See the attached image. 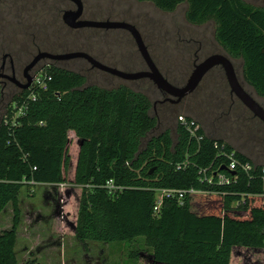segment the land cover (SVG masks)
Wrapping results in <instances>:
<instances>
[{"label":"trees","instance_id":"16d2710c","mask_svg":"<svg viewBox=\"0 0 264 264\" xmlns=\"http://www.w3.org/2000/svg\"><path fill=\"white\" fill-rule=\"evenodd\" d=\"M134 1L151 3L165 13L186 4L188 24L212 21L215 42L230 59L242 61L244 82L264 99V8L243 0ZM56 63L43 68L52 80L24 117L14 123L10 103L0 113V215L9 204L14 214L11 229L0 234V264H17L16 202L24 185L55 187L54 201L61 213L66 200L74 202V220L64 216L63 225L78 242L142 243L145 249L135 257L143 254L150 264H232L238 249L264 251V199L259 196L263 165L204 131L198 144L177 121L173 132L169 128L156 132L159 121L150 115L148 96L124 85L109 90L86 85V76ZM27 94L16 93L11 100L20 107ZM3 97L0 92V102ZM215 143L234 151L241 162L256 164L252 180L238 172V181L229 186L201 183V168L212 166L228 175L224 167L218 168L226 161L216 158ZM73 145L77 152L71 160ZM108 181L123 190L109 195ZM65 185L72 188L64 189ZM191 188L218 194L190 195L181 207L166 201L159 214L154 212L153 190ZM238 194L244 203L233 209Z\"/></svg>","mask_w":264,"mask_h":264},{"label":"rangeland","instance_id":"374dc122","mask_svg":"<svg viewBox=\"0 0 264 264\" xmlns=\"http://www.w3.org/2000/svg\"><path fill=\"white\" fill-rule=\"evenodd\" d=\"M82 1L89 9L91 8L86 16L92 21L125 22L133 25L143 37L158 68L180 88L185 86L192 74L196 56L200 60L214 54L228 57L214 40L215 25L212 21L201 26H193L186 22L184 17L186 4L180 5L172 13H165L148 2ZM243 1L256 9L264 8L260 0ZM65 7V4L54 0H5L0 7L2 9L0 33L4 36H13L18 26L23 32L35 33L38 38L27 41L28 39L24 37V43L21 44L31 54L30 58L35 56L37 51L53 54L85 51L109 66H116L118 70L144 71L146 65L132 37L123 30L97 32L94 29H87L82 33L83 44L76 47L70 45L60 48L53 44L61 43L59 41L53 40L50 45L40 41L39 36L56 38L63 32L65 35L69 34L62 28L63 26L61 27ZM94 37H97V41L91 45L90 39L94 40ZM31 40L35 41V45ZM126 51L132 53L135 67L127 63ZM107 54H110L109 57ZM3 55L4 53L0 52V58ZM230 60L244 91L264 109V99L258 97L243 80L242 61ZM56 64L58 67L86 76L88 79L86 85H95L108 90L124 85L145 94L152 103L161 98L160 93L149 80H122L91 68L88 63L81 60ZM39 68L37 72L43 70ZM219 74L220 76L215 80L212 79L211 82L204 81L192 94L185 97L181 104H169L170 108L162 105L152 108L150 115L157 117L159 121L156 132L166 128L173 132L177 121L175 115H185L198 122L208 136L225 141L252 162L264 166V125L254 118L235 96L230 95L223 74L221 72ZM15 94L16 92H13L3 97L0 102L1 114L5 112L7 104L12 102L11 99ZM167 110L171 111V114L167 113ZM69 137L75 141L72 133H69ZM69 152L72 160L77 152L74 145L69 148ZM68 173L66 176L70 177ZM63 188L72 187L65 185ZM54 199H56V189L52 186L24 185L20 189L16 202L19 224L14 249L17 264H150L143 254L140 258L135 257V254L145 249L142 243L108 246L103 243L78 242L63 225L64 216H68L70 221L74 220V202L71 199L69 202L66 200V207L61 213ZM236 204V201L231 203V208L236 209ZM13 215V206L9 204L0 215V234L11 229ZM232 264H264V251L238 249L233 254Z\"/></svg>","mask_w":264,"mask_h":264},{"label":"water","instance_id":"95a60500","mask_svg":"<svg viewBox=\"0 0 264 264\" xmlns=\"http://www.w3.org/2000/svg\"><path fill=\"white\" fill-rule=\"evenodd\" d=\"M74 2L77 6L76 12L65 15L63 20L66 22L70 28H95V29H109V30H124L130 34L132 37L139 55L141 56L143 62L146 65V71L137 72V73H127L123 72L108 66H105L98 61L94 60L91 56L86 53L77 52L69 53L62 55H52L49 53H39L33 59L30 64V67H33L41 60H50V61H66L73 59H83L86 60L94 69H97L101 72L115 76L122 80L126 81H136L140 79H148L159 91L164 92L170 97L176 99L174 103L180 102L185 97L192 94L200 85L205 75L215 67H221L224 71L225 79L227 85L230 89V93L233 94L239 102L264 125V109L261 108L253 98H251L240 85L234 67L231 60L224 55H212L208 57L205 61L197 65L192 74L190 75L185 86L181 88L174 87L171 85L164 76L160 73L156 65L154 64L148 49L139 33V31L131 24L125 22H97V21H82L77 24H73L82 13V3L80 0H70ZM30 81L22 87V90L25 91L30 86ZM225 169V168H224Z\"/></svg>","mask_w":264,"mask_h":264},{"label":"flooded vegetation","instance_id":"af4514ba","mask_svg":"<svg viewBox=\"0 0 264 264\" xmlns=\"http://www.w3.org/2000/svg\"><path fill=\"white\" fill-rule=\"evenodd\" d=\"M4 1L5 0H0V7L2 6ZM54 1L61 2V3L65 4V6H66L65 10L63 11V16H62V20H61L62 21L61 27L63 26L62 28L64 30H67L69 32V34L65 35V33L63 32L60 36H58L56 38H50V36H47V35L43 36V37L39 36V40L45 41L46 45L52 44L51 41L55 40V41L61 42V43H53L56 47H60V48L65 47L66 48V46H70V45L72 47H76L79 44H83V38H82L83 34L82 33L87 29H94V30H97V32L99 30L100 31L101 30L109 31V29L108 30L107 29H95V28H74L73 29V28L68 27L66 22L63 20V17L65 15L67 16L69 14L76 12V10H77L76 4L70 0H54ZM80 1L82 3V13H81V16L75 22H73V24H77L78 22H82V21H92L91 19L87 18V16H86V13L89 12L91 10V8L89 9V7L84 5L82 0H80ZM260 1L262 3V6L264 7V0H260ZM1 10L2 9L0 8V11ZM48 14L49 15L51 14L50 11ZM102 22H105V21H102ZM18 27L16 29V33H14L13 36H10V37L4 36L2 33H0V52L4 53V55L0 58V87H1V93H3L4 96L5 95L9 96L13 92H16V93L23 92L22 87L25 86L28 81H30V82L32 81V77L37 72L38 67H40L39 68V70H40V69L45 68L46 66H49V63H47V62H50V63L56 62V61H50V60H41L36 65H34L33 67H30L31 62L37 56V54H39V53H49L50 54L51 52L37 51V54L35 56H33L32 58H30L31 54L29 53V51L25 48L24 45L23 46L21 45L24 43L23 38L25 37L28 39L27 41H30L29 39H32V38L36 39L38 37L36 35H34L35 33L23 32L22 29L18 28ZM1 29H2V25L0 24V32H1ZM18 30H20V32H18ZM19 33H21V34H19ZM60 37H62V38H60ZM96 38L97 37H94V40L90 39L91 45H92V43L94 44L95 41H97ZM142 39H143V37H142ZM31 41H32V44L35 45V41L34 40H31ZM74 53H77V52H74ZM51 54H53V53H51ZM67 54H69V53H67ZM126 54L128 57L127 63H129L130 66L135 67L136 63L132 59V53H128V51H126ZM54 55H62V54H54ZM109 55L110 54H107V57H109ZM214 55H220V54H214ZM210 56H212V55H210ZM210 56H208V57H210ZM208 57L204 58L203 60H200L196 56L194 61H193V70L197 65H199L200 63L205 61ZM94 58L96 60L102 62L98 58H96V57H94ZM113 59H115V58H113ZM74 60H77V61L81 60V61L88 63L86 60H83V59H73V60H66V61H74ZM66 61H60V62H66ZM102 63L105 64L104 62H102ZM105 65H107V64H105ZM107 66H109V65H107ZM110 67L118 69L116 66H110ZM91 68H92V66H91ZM146 69L147 68H144V71H146ZM122 71L127 72V73L143 72L141 70H133V69L122 70ZM220 72L223 74V76L225 78L223 69L218 66V67H215L214 69L210 70L205 75V77L203 78L202 81L211 82L212 79L215 80V78H218L220 76V74H219ZM140 80H148V79H140ZM136 81H139V80H136ZM201 83L198 86V88L201 86ZM157 91L160 93L161 98L152 103L153 109H155L156 105H162V106H167V107L169 106V108H170L169 104L179 105L184 100V99H182L180 102L174 103V101L176 99L170 97L169 95L165 94L164 92L159 91L158 89H157ZM230 95L234 96L231 93H230Z\"/></svg>","mask_w":264,"mask_h":264},{"label":"built area","instance_id":"2783aa9c","mask_svg":"<svg viewBox=\"0 0 264 264\" xmlns=\"http://www.w3.org/2000/svg\"><path fill=\"white\" fill-rule=\"evenodd\" d=\"M51 80V76L43 70H40L33 75L30 86L24 91L28 94L21 101V106L17 107L15 101H12L10 103L13 109L12 121L14 123L18 118H22L26 115V112L29 110L30 103L36 102L37 95L40 92H46L48 90V85ZM177 123L182 128H184L190 139L196 141L198 144L203 140L204 136L203 134H201V131L203 132L202 127L194 119L188 118L185 115H180L177 117ZM214 148L217 150L216 158L222 157L226 161V163H222V165H219L218 168L224 167L228 175L223 174L216 169H213L212 166L201 168L198 172L200 176L199 180L201 183L208 186H229L235 184L238 181V172L243 173L247 176V178H250L249 181L252 180L250 173L257 168L256 164L241 162L239 159L235 158L234 151H225L223 145L220 146L219 144L215 143ZM177 168H184V165L178 166ZM259 179L262 184V193L259 196L264 199V167H261L260 169ZM105 188L108 190L109 195H115L117 192H121L123 190L121 187H116L112 181H108ZM153 193L155 194L154 212L156 214H159L166 201H173L181 207L184 205L185 199L190 195L218 194L215 192L196 190L193 188L188 190L155 189L153 190ZM221 195L225 196L226 194ZM238 196L240 197V199L236 201V207H238L240 203H244V196L239 194Z\"/></svg>","mask_w":264,"mask_h":264}]
</instances>
